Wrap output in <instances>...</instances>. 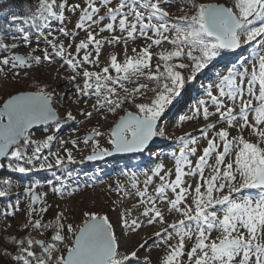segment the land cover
<instances>
[{
  "label": "snow or ice",
  "instance_id": "1",
  "mask_svg": "<svg viewBox=\"0 0 264 264\" xmlns=\"http://www.w3.org/2000/svg\"><path fill=\"white\" fill-rule=\"evenodd\" d=\"M173 6L169 0H36L31 14L10 28L16 33L12 43L0 35V73L6 68L31 69L60 58L62 66L71 70L65 79L78 94L77 103L79 98H87L85 104L94 101L92 111L80 109L81 116L91 119L96 112L106 119V114L114 115L118 110L124 114L110 129L108 146L101 145L98 138L105 133L96 128L82 141H66L58 137V130L63 122L76 117L71 111L63 118L58 115L54 90L41 88L10 95L0 106V158H4L0 170L20 174L51 171L60 181L56 171H67L68 165L77 163L73 149L81 142L90 151L87 161L115 153H147L143 188L137 186L136 172L130 179L135 196L144 205L140 215L147 225H166L153 234V243L158 240L157 246L166 249L159 264H264V0H233L231 6L187 0V8H181L178 16L167 10ZM66 12L79 13L73 29L67 27ZM77 30L86 33L79 42ZM105 32L109 35L103 36ZM33 33L46 47L19 54L17 41L29 46ZM61 35L67 45L64 40L57 42ZM138 39L145 41L144 46L131 48L129 55V43ZM164 44L170 47L163 48ZM106 45L122 46L123 59L113 54L101 67L100 56ZM154 47L162 50L153 53ZM37 50L42 55H36ZM154 57L158 61L155 64ZM218 67L223 71H217ZM12 75L18 77L20 72L12 71ZM201 77L197 91L202 90L203 98L190 109L192 115L180 120L202 118L206 123L198 130L199 138L191 132L177 137L181 147L178 155L173 153V179V170L157 162L162 153L154 150L155 141L166 138L164 119L181 105ZM149 92L151 97H147ZM145 97L147 102H137ZM126 103L135 111L127 110ZM212 117L216 119L208 122ZM221 124L226 127H218ZM35 125L46 126L50 134L34 139L30 130ZM231 130L237 135L232 136ZM245 130L256 137L255 142L244 137ZM201 139L206 142L202 149ZM69 143L72 148L67 147ZM53 147L59 150L54 152ZM192 157H196L195 165ZM154 178L160 183L154 194H149ZM186 178L197 180L194 188ZM47 184L53 193L62 194L63 185L57 188L52 180ZM40 187L38 181L17 184L4 178L0 182V198L12 195L13 188L23 189L0 214L17 215L19 205L27 202L21 230L29 231L24 237H9L15 254L4 249L0 257L10 259L11 264H132L139 260L138 252L148 240L130 252H121L115 231L122 225V231L136 233L143 227L139 218L129 221L127 215L118 216L113 223L107 215L84 212L82 223L74 227L65 224L64 214L59 212L55 223H46L43 216L50 205L46 203L48 193L37 191ZM117 189L122 190L119 184ZM251 189L257 191H246ZM169 191L174 198L167 195ZM158 202L180 219L169 223ZM48 229L54 231L48 241L31 236L32 231ZM213 231L219 233L216 238L211 237ZM193 239L188 248L187 241ZM144 264H151L149 256L144 257Z\"/></svg>",
  "mask_w": 264,
  "mask_h": 264
},
{
  "label": "rangeland",
  "instance_id": "2",
  "mask_svg": "<svg viewBox=\"0 0 264 264\" xmlns=\"http://www.w3.org/2000/svg\"><path fill=\"white\" fill-rule=\"evenodd\" d=\"M171 4H173V7L168 8L167 10L170 11V13L173 16H178L181 14L180 9L181 8H187V0H169ZM198 2L203 3H222L227 6H231L233 0H198ZM69 3H82V0H69ZM103 13V11L101 12ZM66 15L69 16V21H67V27L68 29H73L76 22L78 21L79 13L76 14H70L66 12ZM108 21L105 20L104 23H107ZM55 26V25H54ZM79 31V35L76 37V42H79L82 39L86 38V33ZM103 36H108L109 33L105 32L102 34ZM116 35H119V32L116 33ZM51 38V37H50ZM59 40H64L65 44L67 45L68 41L65 39L62 35L58 36L57 42ZM18 43L21 45L16 51L18 53H21L23 55H27L29 52L32 51L33 48L37 49H43L46 47V45L40 41L37 42L35 40V33H33V37L31 40V43L29 46H24L21 41H18ZM145 41L142 39H138L134 44L129 43V55H131V48L136 47L137 50H139L142 46H144ZM91 47V46H90ZM163 48H169L170 46L167 44H164L162 46ZM247 47V46H246ZM161 48L154 47L152 49L153 53H157L161 51ZM72 51H75V48L73 47ZM36 55H42V53L37 50ZM113 54L118 55V59H123V48L122 46H108L106 45L102 49V53L100 56V65L101 67L105 66L110 61V56ZM83 55V53H81ZM244 55H248L247 52L244 53ZM158 61L153 59V64L157 63ZM63 62L60 58H56L51 63L49 62H42L38 66H34L31 69L26 70H9L6 68L5 73H0V106L2 105L3 101L16 92L21 91H37L35 90L37 87H43L45 86L48 90H54L56 94V98L59 99V101H56L55 109L57 110L58 115L63 118L67 111H71L73 115L76 117L75 120L66 121L61 124L60 129L58 130V137L63 140H72V139H79L80 141L83 140V137L86 136L93 128H96L99 131H102L105 133L104 136L98 138L100 140L101 145L108 146L107 140H108V133L110 129L113 127L116 120L119 119L121 115L124 114L123 111H117L116 114H106V119L103 118L100 114H97L96 112H93V116L91 119H86L84 116H81L79 114L80 109H84L85 111H92L90 105L94 102L93 100H89L88 104H85L83 102L84 99L87 98H79V103H77L78 100V94L75 92L73 85L69 83L65 77L71 75V70L66 66H62ZM89 67V70L97 71V68H94L92 66H86ZM217 71H223V68H217ZM12 71H19L20 75L18 77H15L12 75ZM25 71L27 72V75H25ZM201 80H203V77L200 78V80L197 81L196 86L194 88H191L189 90V95H186L184 97V100L181 102V105L177 106V108H174L172 112L169 114L168 117H166L163 121L164 126H166V138H159V141H155L157 147H155V151L161 152L162 155L160 159L157 161L158 163L165 162L167 166H170L171 164L175 167V159L173 157V153H176L178 155V149L181 147V145L177 142V137H172L171 132H167V129L169 126H176L180 127L182 124H185L187 121H191L188 119H185L183 122H181L180 117L181 116H190L192 113L190 112V109L195 105L197 98H203V95L198 93L197 91V85H200ZM64 82V83H63ZM77 83H82V80H78ZM131 87V85H129ZM152 93H148L147 97H151ZM201 95V96H200ZM7 96V97H6ZM189 96L191 98H189ZM147 97L145 98H138L137 102H147ZM194 104V105H193ZM124 107L130 111H135V108L132 107L130 104H125ZM185 108V109H184ZM188 108V110H187ZM199 122H201L203 125L205 124V121L202 118L196 119ZM89 121L92 126L91 127H85L79 123ZM76 125V126H75ZM218 127H226V125L221 124ZM175 129V127H174ZM31 135L34 139L40 140L43 139L47 134H50L46 130V126L41 125L36 127L33 130H30ZM211 136V133H209ZM231 135L235 136L237 135V132L235 130H231ZM243 135L246 139H250L253 142H255L256 137L252 136L249 131L245 130L243 132ZM194 136L200 137L199 133H195ZM168 138H171L168 140ZM168 140V141H167ZM204 146H206V142L201 139L199 148L202 149ZM67 147L72 148V145L69 143ZM52 151L59 150L56 147H53L51 149ZM48 150H45V154ZM61 151V154L63 155V151ZM73 154L77 160L76 164H70L68 165L67 171L61 169L56 171V175L60 176V181H56L55 178L52 176L51 171H41L37 173H28L26 174V180L19 176H15V174H10L4 172L6 169L0 170V182L4 178L11 179L14 183L17 184H27L33 181H38L41 185L40 188L37 189L38 192H44L48 193L46 197V203L47 205H50L49 210H53L55 213H51L49 215V212L47 211L43 216V221L48 223H55V217L57 213L62 212L64 214V220L63 222L65 224L71 223L74 227L79 226L83 219V213L84 212H96L99 215H107L109 209H112L114 205L119 204L122 201V195L126 192V188L123 187L122 184H128L132 188V194L135 196L136 189L132 187L131 182V174L132 172L137 173V186L143 188V181L145 179L144 173L148 171L147 168H144L143 165L147 161L148 154L145 153L143 156L140 154H129V155H119L114 157H105L101 160L97 161H87L85 158L87 155L90 154L89 148L86 147L82 142L79 144V147L77 149H73ZM200 152L198 151L197 155H199ZM231 158V157H230ZM193 165H195L196 157H192ZM3 161V160H0ZM214 161L210 160L209 163H213ZM152 167H155L153 165ZM68 172L71 173V175H68ZM16 173V172H14ZM20 174V173H17ZM150 174V173H149ZM207 175V170H206ZM22 179V180H21ZM48 180H52L53 184L60 188L61 185H63L62 188V194L61 193H53L52 188L47 184ZM197 180L192 179L190 182L195 187ZM159 180L157 178H154V183L149 186V194H154V189L159 184ZM117 184L121 186L122 190L117 189ZM22 188H13L12 189V195L8 202L0 201V213L3 212V209L5 205H10L15 202L16 199V193L22 192ZM248 192L255 193L256 191H249ZM82 194H89V195H97L100 194L101 201L100 205L103 206L102 210L100 211H88L81 208V195ZM167 195L170 198H174V194L167 193ZM137 197V196H136ZM2 199V198H0ZM73 199L72 203L70 202ZM99 200V199H98ZM191 200V197H189V201ZM162 206H167L166 204H161ZM39 205H37L38 207ZM19 213L14 216H4L0 214V248L10 249L15 253L16 249L15 246L12 244L9 237H24L29 235V231L27 230H21V225L25 222L26 216H27V202H22L19 205ZM106 209V210H105ZM11 210V209H9ZM166 215V213H165ZM166 218L169 223H171L173 220L180 219V216L178 214H170L169 216L166 215ZM157 227H152L150 232H156L160 231V229L166 225H156ZM54 234V231L52 229H48L45 232H37L32 231L31 236L38 240H46L48 241L50 236ZM69 235V239H71V234ZM219 233L213 231L211 233L212 238H216ZM140 240L136 239L133 241L132 245L129 246V248L124 249L121 248V252L125 251H132L138 245L140 244ZM172 243H176V240L171 241ZM194 243V239L192 241H187V247L190 248L192 244ZM154 244V243H153ZM160 242L157 240L154 246L156 247L154 250H150L148 253H146L145 256H149L151 258V264H159L160 259L163 257V255L166 252V249L161 245H159ZM187 250V249H186ZM139 256V252H138ZM144 256V257H145ZM144 257L141 258L139 256V260L134 259L132 264H144ZM0 261L3 263H10V259L0 257Z\"/></svg>",
  "mask_w": 264,
  "mask_h": 264
},
{
  "label": "bare ground",
  "instance_id": "3",
  "mask_svg": "<svg viewBox=\"0 0 264 264\" xmlns=\"http://www.w3.org/2000/svg\"><path fill=\"white\" fill-rule=\"evenodd\" d=\"M101 14H103V13H101ZM218 68H220V67H218ZM208 82H210V81H204V83H208ZM199 86L200 85H197L198 89H199ZM198 93L203 95L202 90L198 91ZM197 99H199V97ZM187 110H188V108H187ZM215 119H216V117H212V118H210V120L208 122H213ZM79 124H81L85 127H91L92 126V124L89 121L81 122ZM202 126H203V124L201 122L194 119V120L185 122V124H182L180 127H177L176 124H175V126L171 125L167 129V132L172 133L171 138H174L176 136H182L184 133H187V132H191L194 135L195 133H199L198 130ZM174 127H175V129H174ZM171 138H168V140ZM163 164H164L166 170L167 169L173 170L172 178L174 179V166L172 164L170 166H167L165 162H163ZM186 179L189 180V183L192 181L191 178H186ZM122 185L124 188H126V192L123 193V195H122V201L119 204L114 205L112 209H109L110 211H108V217H109L110 221L113 223L116 222L118 216L123 217L125 215H127V218L129 219V221L131 219H134V218H139L141 220V222L143 223V227L141 229H139L136 233H130L127 229H124L122 231L121 230L122 225L120 227H117L115 229V231H116L117 236L120 238L121 248H124V249L129 248V246H131L133 241H135L136 239H139L141 241L140 243H142L145 240H148V244L146 245V247L139 251V256L141 258H143L146 255V253H148L150 250H154L156 248L153 244V240H155V237L153 236V234L155 231L150 232L152 227H154V226L147 225L144 218L140 215L141 212L143 211L144 205L139 203L138 197L133 196L131 186H129L128 184H122ZM139 188L142 189V187H139ZM168 193H171V192L169 191ZM72 201H73V199L70 202L72 203ZM100 201H101L100 194H97L94 196L93 195L91 196L89 194H82L81 195V208L84 210H88V211H100L103 208V206L100 205ZM158 206L162 207V209L165 210V213L167 216L170 215L166 211L167 206L166 207L162 206L161 203H159V202H158ZM157 225H159V224H157ZM155 227H157V226L155 225Z\"/></svg>",
  "mask_w": 264,
  "mask_h": 264
},
{
  "label": "trees",
  "instance_id": "4",
  "mask_svg": "<svg viewBox=\"0 0 264 264\" xmlns=\"http://www.w3.org/2000/svg\"><path fill=\"white\" fill-rule=\"evenodd\" d=\"M35 4H36V0H0V35H3L6 38V42L12 43L11 37L13 35H16V33L14 31H10V28L14 27L15 23L21 22V20L23 18L30 15L31 11L34 10ZM13 17H17L20 19L13 21V19H12ZM17 43H18V41H17ZM1 84L2 83L0 81V86H1ZM41 88L48 90V89H46L45 86L37 87L35 90H39ZM49 91H51V90H49ZM56 101L58 102L59 99L56 98ZM54 106H56V102H55ZM156 141H159V138H156ZM4 172L10 173V174H15V176L22 177L24 179L23 181L26 180V174H17V173H14L7 168L4 170ZM249 191L254 192L256 190L251 189ZM10 198H11V196H9L7 198H2V199H0V201L8 202ZM48 212H49V215H51V213H55L53 210H49ZM4 249L5 248H0V251H3ZM7 250L9 252L13 253L12 250H10V249H7ZM13 254H15V253H13ZM0 264H6V263H4V262L2 263L0 261ZM7 264H11V261H10V263H7Z\"/></svg>",
  "mask_w": 264,
  "mask_h": 264
},
{
  "label": "water",
  "instance_id": "5",
  "mask_svg": "<svg viewBox=\"0 0 264 264\" xmlns=\"http://www.w3.org/2000/svg\"><path fill=\"white\" fill-rule=\"evenodd\" d=\"M227 6V5H226ZM19 54H21V53H19ZM23 55V54H22ZM26 92H35V91H26ZM19 92H16V93H13L12 95H15V94H18ZM7 98H9V97H7ZM6 98V99H7ZM5 99V100H6ZM2 106V105H1ZM57 111V110H56ZM5 122H6V118H5ZM38 126H41V125H35V126H33V128L31 129V130H33V129H35L36 127H38ZM114 126V125H113ZM129 154H134V153H115V154H113V156H111V157H114V156H119V155H129ZM4 158H0V160H3Z\"/></svg>",
  "mask_w": 264,
  "mask_h": 264
}]
</instances>
